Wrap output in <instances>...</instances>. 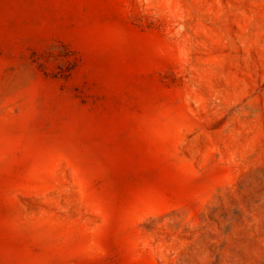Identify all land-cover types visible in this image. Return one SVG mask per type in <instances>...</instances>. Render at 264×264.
Returning <instances> with one entry per match:
<instances>
[{"label":"rangeland","instance_id":"374dc122","mask_svg":"<svg viewBox=\"0 0 264 264\" xmlns=\"http://www.w3.org/2000/svg\"><path fill=\"white\" fill-rule=\"evenodd\" d=\"M0 264H264V0H0Z\"/></svg>","mask_w":264,"mask_h":264}]
</instances>
